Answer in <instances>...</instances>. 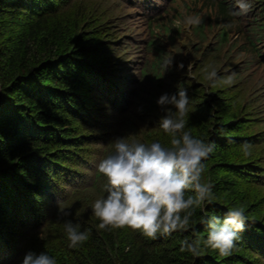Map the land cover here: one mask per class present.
I'll use <instances>...</instances> for the list:
<instances>
[{
	"label": "trees",
	"instance_id": "16d2710c",
	"mask_svg": "<svg viewBox=\"0 0 264 264\" xmlns=\"http://www.w3.org/2000/svg\"><path fill=\"white\" fill-rule=\"evenodd\" d=\"M122 1L144 14L150 24L156 17L157 22L164 19L160 14L174 0ZM201 1L208 4L209 0ZM216 3L223 19L230 23L233 2ZM66 4L63 0H0V264H20L29 250L37 254L45 251L56 258L57 264H264V203L260 204L264 197L252 186H264V167L255 162L253 152L251 157L243 158L240 149L244 142L254 147L257 134L246 129L250 125L245 124L246 117L230 118L223 112L224 107L218 109V115L211 109L200 111L199 120L185 128L193 136L215 144L204 161L202 176V182L213 186V196L196 209L188 230L156 240L127 228L97 230L99 221L92 214L91 204L106 195V178L97 172L96 165L113 151L112 139L124 136L129 141L130 134L131 140L142 135L135 140L159 141L167 146L170 136L154 125L144 133L129 132L142 122L151 123L147 116L160 118L163 114L155 92L148 93L146 116L126 117L125 105L133 104L139 94L133 95L132 102L121 92L126 98H120L110 84L117 81V73L123 74L121 68L115 72L100 65L97 71L92 58L105 48L98 46L94 34L100 32L112 38L119 31L110 26L78 33V5ZM251 26L252 35L261 29L259 22ZM223 28L220 37L228 41L227 27ZM151 36L157 34L150 32ZM149 40L148 49L156 38ZM259 57L264 63L261 51ZM164 61L158 57L144 65L142 79H162L167 69ZM80 74L91 78V90L98 84L109 106H104L105 113H94L99 108L87 105L88 99L78 86ZM180 83L185 84L184 80ZM226 98L235 108L232 94ZM188 194L194 195L191 191ZM57 200L71 215L59 212ZM236 206L243 207L247 221L229 255L221 256L203 247L199 257L180 251L182 241L206 238L208 218H222L229 207ZM65 220L79 224L80 231L87 230L88 241L76 248L68 247Z\"/></svg>",
	"mask_w": 264,
	"mask_h": 264
},
{
	"label": "rangeland",
	"instance_id": "374dc122",
	"mask_svg": "<svg viewBox=\"0 0 264 264\" xmlns=\"http://www.w3.org/2000/svg\"><path fill=\"white\" fill-rule=\"evenodd\" d=\"M229 1L233 2L232 9L236 8L235 0ZM63 2L78 5L80 23L78 33L110 26H113L114 31H119L118 34L112 35V38L100 32L95 33L96 43H99V47L105 48L99 49V53L92 58L97 63L95 65L97 71L102 68L100 65L111 67L115 72L121 68L123 74L117 73V81L110 84L112 91L114 90L120 98H126L120 95L124 93L127 95L126 99L132 102L133 95L139 94L131 106L125 105L126 117L137 119L138 116H146L145 102L151 95L149 92H155L157 101L164 92L174 93V89L176 91L177 88H186L189 96V111L185 116L186 127L187 124L191 126L193 122L199 120L197 114L199 115L200 111L205 113L210 109L212 113L218 115V109L224 107L223 112L230 118H236L237 115L246 117L245 124H250L246 129L257 134V144L252 148L253 156L257 158L255 162L264 167V63L259 57L260 51L264 49V0H248L251 8L246 15L230 17L232 27L227 28L228 41L220 37L221 31L225 30L222 25L228 23L220 13L217 0H209L208 4H203L201 0H174L168 4L169 8L160 14L164 19L157 22L159 18L156 17L150 24L144 14L122 0H63ZM60 4L63 5L62 2ZM65 6L63 10L67 9V4ZM186 15L200 16L203 24L185 25L182 21ZM256 18L259 19L256 22H259L261 29L254 31L256 33L252 35L249 29L256 23ZM199 26H203V29L198 28ZM150 32L157 36L150 37ZM115 36L121 38L115 40ZM149 38L150 40L156 38V41L154 46L148 49L146 44ZM109 40L112 44L108 42ZM160 48L163 51L168 50L169 53L162 54ZM158 57H163L165 61H173L172 67L165 66L167 69L162 73V79L157 82L145 81L141 77L143 66L156 61ZM122 58L125 62L121 60ZM180 62L185 65L184 70L176 69V64ZM206 65H213L220 76L234 74L232 84L226 86L217 83L212 86L202 74V69ZM88 80L91 78H88L87 74H80L78 86L82 87L80 91L88 99L87 105L99 108L94 109V113H105L106 100L98 90V84L93 85L94 90H91L92 86L88 87ZM180 80H184L185 84H181ZM141 81H145L144 84H141ZM223 88L224 90H220ZM228 94H232L233 100L236 99L235 108L229 106L230 101L226 98ZM219 113L222 114L221 111ZM148 117H151V123H149L151 120H148V124L142 122L129 132L138 130L144 133L153 125L158 131L163 132L157 123L159 118L153 114L146 118ZM131 118L130 121L134 120ZM157 135L160 134L157 132ZM140 137L142 135L133 137V140ZM129 141H132L131 134ZM252 186L259 196L264 197V186L256 184ZM261 203H264V198L260 200Z\"/></svg>",
	"mask_w": 264,
	"mask_h": 264
},
{
	"label": "clouds",
	"instance_id": "9594fccd",
	"mask_svg": "<svg viewBox=\"0 0 264 264\" xmlns=\"http://www.w3.org/2000/svg\"><path fill=\"white\" fill-rule=\"evenodd\" d=\"M235 3L236 8L230 11L233 17L246 15L251 8L248 0H235ZM202 22L197 15H186L182 21L187 26H198ZM222 26L231 28L232 23ZM261 54L264 55V49ZM172 65L173 61H166L167 67ZM184 68L183 62L176 64L177 70ZM202 74L212 86L217 83L229 86L233 82L234 74L220 76L213 65H206ZM156 103L163 113L157 123L170 136L169 144L129 142L124 136H116L112 139L113 151L96 165L97 172L106 178V195L91 204L92 214L99 221L98 231L127 228L156 240L176 231L188 230L196 209L212 199L213 186L202 182V176L204 161L214 151L215 144L185 130V116L189 111L187 89L164 92ZM252 148L248 142L241 144L242 157H251ZM189 191L194 195H189ZM56 203L63 216L71 215L60 200ZM246 221L243 207H229L222 218L213 215L207 219L206 238L184 240L180 251L199 257L203 247L227 256L241 239L239 234L245 231ZM63 228L70 248L89 239L88 231H80L79 224H73L71 220H65ZM20 264H57V260L45 251L37 254L29 250L24 253Z\"/></svg>",
	"mask_w": 264,
	"mask_h": 264
}]
</instances>
